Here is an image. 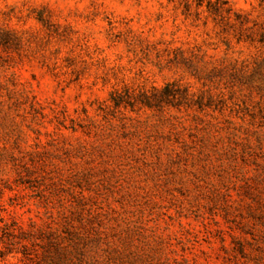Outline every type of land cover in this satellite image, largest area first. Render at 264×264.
<instances>
[{"label": "rangeland", "instance_id": "374dc122", "mask_svg": "<svg viewBox=\"0 0 264 264\" xmlns=\"http://www.w3.org/2000/svg\"><path fill=\"white\" fill-rule=\"evenodd\" d=\"M206 1L0 0V226L76 211L100 262L264 264V0Z\"/></svg>", "mask_w": 264, "mask_h": 264}, {"label": "trees", "instance_id": "16d2710c", "mask_svg": "<svg viewBox=\"0 0 264 264\" xmlns=\"http://www.w3.org/2000/svg\"><path fill=\"white\" fill-rule=\"evenodd\" d=\"M201 3L199 0L197 5ZM225 4V1L207 0L205 6L210 14L222 21L230 18L232 10L224 7ZM234 15L237 23L233 30L240 39L246 19L239 13ZM226 20L225 24L228 23ZM110 99L115 107L152 108L162 104H178L188 97L187 93H179L175 83L170 82L151 91H113ZM103 239L92 226L90 217L76 211H62L56 215L48 214L41 224L31 221L27 228L15 221L0 226V258H11L8 264H110L111 256L107 249H103L101 262L95 255Z\"/></svg>", "mask_w": 264, "mask_h": 264}]
</instances>
